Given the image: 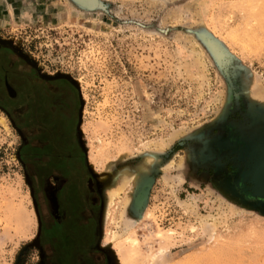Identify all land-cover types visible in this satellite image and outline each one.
Masks as SVG:
<instances>
[{
  "label": "rangeland",
  "instance_id": "374dc122",
  "mask_svg": "<svg viewBox=\"0 0 264 264\" xmlns=\"http://www.w3.org/2000/svg\"><path fill=\"white\" fill-rule=\"evenodd\" d=\"M0 50L65 83L105 264H264V0H0ZM6 99L0 264H47L59 190Z\"/></svg>",
  "mask_w": 264,
  "mask_h": 264
},
{
  "label": "flooded vegetation",
  "instance_id": "af4514ba",
  "mask_svg": "<svg viewBox=\"0 0 264 264\" xmlns=\"http://www.w3.org/2000/svg\"><path fill=\"white\" fill-rule=\"evenodd\" d=\"M1 50L4 91L0 92V101L6 97L11 111H21L17 115L20 124L36 127L35 133L32 129L26 133L25 158L33 165L35 175L43 180L54 175L59 190L58 202L63 213L56 218L47 214V219L42 211L47 264H105L102 252L93 248L96 235L92 187L90 181H85L86 170L75 153L74 104L62 88L65 83L36 76L24 63L14 56H5ZM72 207L76 209L75 214L71 212Z\"/></svg>",
  "mask_w": 264,
  "mask_h": 264
},
{
  "label": "bare ground",
  "instance_id": "6f19581e",
  "mask_svg": "<svg viewBox=\"0 0 264 264\" xmlns=\"http://www.w3.org/2000/svg\"><path fill=\"white\" fill-rule=\"evenodd\" d=\"M131 180H133V179H131ZM131 180H128V181L125 182L122 186H120L117 190H115L114 192H112V193L110 194L109 199H108V206H109V207H112V206H113L115 199H116L117 197H119L121 191L124 190V188L130 184ZM125 203H126V204H125V206H124V208H123V212H122L121 215H120V217H121L122 220L125 219V210H126V208H127V206H128V201L125 202ZM135 224H136V221H132V222L130 223V225H129V226L123 231V233H124V234L127 233V231L131 230V229L134 227ZM120 235H121V234H119V233H115L114 238H115V239H118V238L120 237Z\"/></svg>",
  "mask_w": 264,
  "mask_h": 264
}]
</instances>
